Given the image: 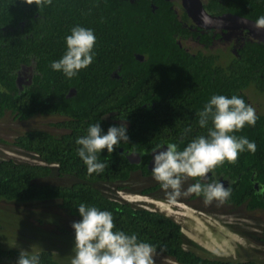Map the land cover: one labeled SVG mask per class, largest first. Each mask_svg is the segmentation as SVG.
Here are the masks:
<instances>
[{
	"label": "trees",
	"instance_id": "trees-1",
	"mask_svg": "<svg viewBox=\"0 0 264 264\" xmlns=\"http://www.w3.org/2000/svg\"><path fill=\"white\" fill-rule=\"evenodd\" d=\"M261 1L226 3L228 10L256 20L264 14ZM161 2L152 11L150 0H41L37 5L0 0V119L6 113L20 120L60 115L54 125L64 130L33 128L11 141L0 137L2 146L15 147L34 159L1 155L0 199L16 204L52 203L77 219L75 205L82 201L107 209L113 214L114 230L135 232L179 264H261L250 258L200 254L185 246L189 241L175 219L112 198L109 192L111 186L134 189L129 182L135 176L153 177L148 160L155 145L171 140L183 148L193 136L204 134L206 129L196 123V112L212 94H236L252 106L249 91H264V42L246 39L235 52L205 46L189 53L176 42L170 18L159 13ZM77 24L94 30L96 55L76 76L67 78L52 70L50 62L63 54L64 37ZM139 53L143 59L136 57ZM22 66H32V82L19 89L16 79ZM71 87L74 92L67 95ZM256 114L254 126L245 124L234 132L254 140L256 151L246 150L235 163L225 160L213 168L230 180L231 194L223 202L238 209H264V109ZM95 121L104 131L109 125L126 123L129 139L114 146L112 153L102 149L103 172L87 174L74 141ZM188 125L191 131L181 142ZM139 152L143 153L139 160H130L129 154ZM198 179L186 177V182L190 185ZM135 189L167 196L156 180ZM187 199L204 201L196 194ZM253 237L264 245V224ZM18 252L0 240V264H14ZM38 252L41 264L61 262L52 249Z\"/></svg>",
	"mask_w": 264,
	"mask_h": 264
},
{
	"label": "clouds",
	"instance_id": "clouds-1",
	"mask_svg": "<svg viewBox=\"0 0 264 264\" xmlns=\"http://www.w3.org/2000/svg\"><path fill=\"white\" fill-rule=\"evenodd\" d=\"M23 2L26 4L35 3L37 5L41 3V0H23ZM43 2L49 3L50 0H43ZM237 16L245 17L239 14ZM232 21L234 22H230L231 25H227L225 29L241 28L250 35L251 39L257 41L251 35V30L244 25L245 22L239 19H232ZM253 21L254 27L258 29L264 28V15L258 16ZM64 40L66 45L65 50L58 59L50 62V68L62 72L67 78H72L77 75L80 69L86 68L93 62L96 55L93 50L96 43V35L92 28L77 24L70 28L69 34L65 35ZM229 48L230 45L228 44L227 46L225 45L223 50ZM114 75H116V72H114ZM17 79L16 83L19 89H23V84L27 85L26 81L30 80L29 75H22L19 72ZM256 113L258 112L242 96L236 94L230 96L212 94L204 103V106L196 112L198 116L196 123L200 128L206 129L204 134L193 136L183 148H180L177 142L169 140L165 143L157 144L151 149V174L160 183L161 188L166 190L167 196H160L161 198H159L150 194H141L137 191L135 195L147 196V198L150 196V198L132 199L125 194L130 192L122 189L115 190L113 188L119 197L113 195L111 197L125 199L138 205H140L139 202L145 201L150 204L140 206L161 211L173 219H175L174 216L168 211L152 205L155 204L154 197L156 199L168 198L174 206H179L181 209H184V206H181L179 201H174L181 199L178 198L181 195H202L205 203H210L214 199L223 202L231 194L230 184L228 187H225L218 177L207 174L211 173V170L215 166L222 164L225 160L235 163L238 154L241 152L246 150L250 152L256 151V142L254 140H250L243 135L236 136L234 134L235 131L242 129L245 124L254 126L258 119ZM9 114L13 117L11 113ZM37 116H58L62 118L60 115H35L33 117ZM31 118L27 120L13 119L21 122L28 121ZM191 128L192 125H188L184 129V132L181 134V142H183L185 134L191 131ZM128 139L126 123L109 125L107 130L104 131L100 123L95 121L88 124L84 134L76 136L74 143L77 145V155L86 166L87 174L94 172L99 174L105 168V162L99 159L101 150L105 149L107 153H112L114 146L119 147L122 142H128ZM1 147L6 146L0 144ZM12 148L17 155L9 154L8 156L34 160L28 155L22 154L21 150L15 147ZM12 148L7 149L13 150ZM140 155H143V153H140ZM186 177H200V179L203 178V181L198 179L182 190L183 181ZM222 178L230 181L224 175ZM75 208L80 218L77 219L75 217L77 220L71 222L73 245L70 264H154L153 254L156 250H154L153 245L140 240L135 232H126L123 229L114 230L115 226L111 211L100 209L95 205L83 201L75 205ZM255 241L258 242L257 240ZM163 256L179 264L174 258L166 255ZM249 258L255 259L251 255L250 257L238 259ZM14 264H41L40 254L38 251L29 252V250L20 248Z\"/></svg>",
	"mask_w": 264,
	"mask_h": 264
},
{
	"label": "rangeland",
	"instance_id": "rangeland-1",
	"mask_svg": "<svg viewBox=\"0 0 264 264\" xmlns=\"http://www.w3.org/2000/svg\"><path fill=\"white\" fill-rule=\"evenodd\" d=\"M227 57V56H226ZM251 97V98H250ZM249 98L252 107L256 112L264 109V91H249ZM61 118L58 116L33 117L28 121L14 120L8 113L0 119V136L11 140L17 134L26 130L39 128L53 132H59L54 125ZM16 152V151H15ZM9 154L17 155L13 150L6 147L0 148V157ZM155 182L153 177L150 180H140L136 176L129 182L134 188L130 193H125L129 198L145 199L147 196L135 195V188ZM186 178L183 181V189L188 187ZM113 196L116 191L113 187L109 189ZM166 191V190H163ZM124 193V192H121ZM188 195H181L174 201H179L184 209L174 206L168 198L156 199L152 204L165 209L182 226L186 240L185 246L193 248L196 252L210 257L219 256L222 258H245L254 256L261 264H264V246L256 242L254 235L259 234L264 224V209L247 210L235 208L218 200L205 203L201 200H188ZM150 198V196H148ZM147 198V199H149ZM188 200V201H187ZM140 205H148L145 201ZM181 214V215H180ZM49 219V220H48ZM77 220L68 215L57 205L52 203L16 204L12 201L0 200V240L5 247L15 249L24 248L29 252L39 251L41 248L52 249L60 259V264H70L73 245V229L71 222ZM252 232V234H250ZM15 245V246H13ZM154 264H176L172 259L154 251ZM65 264V263H64Z\"/></svg>",
	"mask_w": 264,
	"mask_h": 264
},
{
	"label": "flooded vegetation",
	"instance_id": "flooded-vegetation-1",
	"mask_svg": "<svg viewBox=\"0 0 264 264\" xmlns=\"http://www.w3.org/2000/svg\"><path fill=\"white\" fill-rule=\"evenodd\" d=\"M158 1L150 0L152 11L159 7V4H156ZM183 2L184 0H162L159 13L170 18L174 30L173 36L176 37V42L185 51L194 54V51L204 49L205 46L216 51L229 44L230 49L235 52L236 47H239L244 40H253L241 28L225 29L227 25H231L230 22H234L227 17V14L238 15L228 10L229 6L226 0H191L192 3H196L191 9L185 7ZM62 131L64 130L60 128V132ZM141 152L131 153L129 156H132L133 160H139ZM151 159L152 153H150L148 163ZM207 175L219 179L223 177V173L217 174L213 169ZM201 180L203 181V178Z\"/></svg>",
	"mask_w": 264,
	"mask_h": 264
},
{
	"label": "water",
	"instance_id": "water-1",
	"mask_svg": "<svg viewBox=\"0 0 264 264\" xmlns=\"http://www.w3.org/2000/svg\"><path fill=\"white\" fill-rule=\"evenodd\" d=\"M183 4L188 9H191V7H193V5H195L196 3L195 2L192 3L191 0H184ZM227 17H229V19H231V20L232 19H239V20L245 22L244 25H246L251 30L250 31L251 35H253L257 39V41L264 42V28L258 29L256 27H254V21L253 20H250V19L245 18V17L233 15V14H227ZM136 57L139 59H143V55H141V54H136ZM32 71H33L32 66H22V68H20L19 74L29 75L30 80L26 81L27 84L32 82V74H33ZM17 82H18V79H17ZM73 92H74V88L71 87V90H70V92L67 93V95H70ZM129 158H130V160H132V156H129ZM149 167H152V159L149 163ZM220 180L222 181V183H224L225 187H228V185L230 184V181L223 179L222 177H220Z\"/></svg>",
	"mask_w": 264,
	"mask_h": 264
}]
</instances>
